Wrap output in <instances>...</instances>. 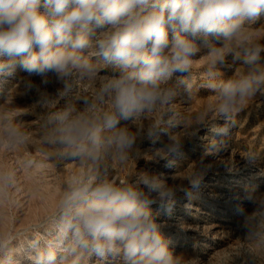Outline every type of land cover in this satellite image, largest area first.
I'll list each match as a JSON object with an SVG mask.
<instances>
[{
    "label": "clouds",
    "instance_id": "1",
    "mask_svg": "<svg viewBox=\"0 0 264 264\" xmlns=\"http://www.w3.org/2000/svg\"><path fill=\"white\" fill-rule=\"evenodd\" d=\"M262 16L264 0H0L5 105L17 95L34 98L24 114L38 121L42 154L17 113L0 106V202L11 199L22 172L45 161L71 169L48 213L19 232H0V264L25 257L28 264H188L153 206L170 215L180 191L198 199L211 167L201 161L183 189L150 167L119 179L117 167L127 169L148 145L159 148L154 163L173 168L211 115L223 121L213 135L230 134L235 117L264 97ZM200 58L199 87L214 95L189 117L182 105L197 98ZM225 68L233 75L222 79ZM13 153L18 159L9 162ZM231 202L235 230L248 243L243 264H264V190Z\"/></svg>",
    "mask_w": 264,
    "mask_h": 264
},
{
    "label": "rangeland",
    "instance_id": "2",
    "mask_svg": "<svg viewBox=\"0 0 264 264\" xmlns=\"http://www.w3.org/2000/svg\"><path fill=\"white\" fill-rule=\"evenodd\" d=\"M259 23H264V16ZM258 35L264 36V32ZM204 64V58L198 59L193 70V82L197 87L195 103L182 105L189 117L191 112L213 99L214 94L210 90L199 87L205 75ZM218 71L222 79L233 75L228 68ZM9 89L10 82L0 78V106L17 113V122L30 133L37 145L36 155L42 158L38 150V121L32 114H24L34 103V98L17 95L5 105ZM235 120L236 125L228 136L216 137L212 129L223 121L214 115L209 116L207 129L199 133L198 139L185 145L182 155L174 158L173 168L165 167L162 161L154 163L159 148L148 145L144 146L142 158L133 159L127 169L117 167L119 179L134 176L139 169L150 167L154 172L164 174L178 189L187 186L188 173L201 161L211 167L203 178L198 199L190 202L180 191L170 215L153 206V211L159 212L158 219L164 225V235L171 241L170 247L175 253L182 254L188 264H243L244 255L240 250L248 247V243L235 230L239 217L231 197L243 195L249 189L264 190V97L252 101ZM169 131L176 134V130ZM165 139L161 137V140ZM249 154L256 155L254 163L248 162ZM16 159V153L7 157L9 162ZM70 171L57 170L45 161L31 173L22 172L11 199L0 202V232H19L48 213L54 207L61 185ZM24 264H28L26 257Z\"/></svg>",
    "mask_w": 264,
    "mask_h": 264
}]
</instances>
